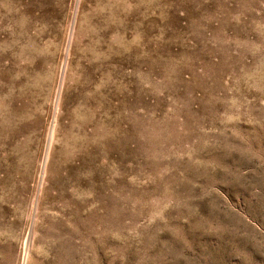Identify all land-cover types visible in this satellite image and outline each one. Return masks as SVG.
Masks as SVG:
<instances>
[{
    "label": "rangeland",
    "instance_id": "rangeland-1",
    "mask_svg": "<svg viewBox=\"0 0 264 264\" xmlns=\"http://www.w3.org/2000/svg\"><path fill=\"white\" fill-rule=\"evenodd\" d=\"M0 264H264V0H0Z\"/></svg>",
    "mask_w": 264,
    "mask_h": 264
},
{
    "label": "bare ground",
    "instance_id": "bare-ground-1",
    "mask_svg": "<svg viewBox=\"0 0 264 264\" xmlns=\"http://www.w3.org/2000/svg\"><path fill=\"white\" fill-rule=\"evenodd\" d=\"M51 136H53V131L51 132ZM50 146H51V144H50ZM49 150H50V148H49ZM51 155V154H50ZM51 158H49V151H48V154H47V156H46V161L44 162V165H43V169H44V173L46 174V172H47V170H48V165H49V160H50ZM28 249L29 248H27V251H26V256H28V254H29V252H28Z\"/></svg>",
    "mask_w": 264,
    "mask_h": 264
}]
</instances>
